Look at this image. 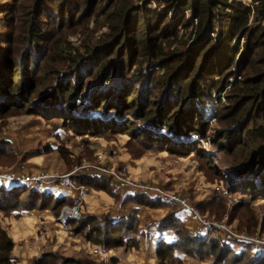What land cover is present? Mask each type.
<instances>
[{
	"label": "trees",
	"instance_id": "trees-1",
	"mask_svg": "<svg viewBox=\"0 0 264 264\" xmlns=\"http://www.w3.org/2000/svg\"><path fill=\"white\" fill-rule=\"evenodd\" d=\"M91 21L94 30H106L74 48L65 32L88 29ZM180 31L196 35L189 49L180 45L185 38ZM233 64L243 76L227 96L211 143L233 157L226 168L232 180L227 192H237L240 202L243 196L264 200V0H0V119L24 111L48 122L59 120L56 129L76 135L126 133L145 150L186 156L197 151L194 134L206 137L202 105L212 88L229 82ZM43 67L45 76H54L39 88ZM3 146L8 145L0 142V154ZM70 179L88 190L113 188L103 173L82 170ZM28 188L1 185L0 209L51 208L57 219L62 206L76 202L37 189L28 194ZM133 196L135 203L152 207L164 201ZM166 202L174 207L160 226L173 229L177 238L159 241L158 264H182L183 256L210 259L211 264H256L264 258L249 255L244 260L227 245L218 246L209 231H187L175 216L176 202ZM78 223L71 227L73 233L102 249L136 246L128 244L138 229L136 210L115 218L82 213ZM12 248L0 225V264H16ZM30 264L104 262L82 252L47 249Z\"/></svg>",
	"mask_w": 264,
	"mask_h": 264
},
{
	"label": "rangeland",
	"instance_id": "rangeland-1",
	"mask_svg": "<svg viewBox=\"0 0 264 264\" xmlns=\"http://www.w3.org/2000/svg\"><path fill=\"white\" fill-rule=\"evenodd\" d=\"M245 2L247 3L248 1ZM151 6H155L154 2L151 3ZM186 13L188 15V12ZM254 22L255 21H253V23ZM105 30L106 27L94 30V23L91 21L89 23L88 29H78L73 33L66 31L65 34L69 33L67 35L68 40L74 48H77L82 45L87 36L90 37L93 34L95 37H98ZM179 35L186 38L189 35V32H186L184 35H182V32L180 31ZM195 37V34H190L189 38H187V42L184 38L181 40L182 44L180 45L183 46L186 43L185 48L189 49ZM237 60L238 55L235 58V61ZM232 68V72L234 73V64ZM44 69L45 67L42 68L39 74V88H41L45 83L51 81V77L54 76V74L51 73V76H45L47 73L44 71ZM159 73L161 72L159 71ZM239 75L240 78H237L236 82L232 85H227V83L224 82L221 84L219 89H216L215 87L211 89L209 95L210 97H207L208 103L205 106L209 105L212 101L215 103L216 119L203 120L201 117V119L208 125L206 137L203 139L198 136L197 138L193 137L194 140H197V151L192 152L190 155L180 156L175 153H169V151H159L156 149L145 150L136 140L130 139L126 133L107 134L104 136L76 135L72 130L67 128L56 129L53 124L59 123V120H52V122H48L39 114H27L24 111H20L15 113H7L3 119H0V142H6L8 145L3 146V153L0 154V171H14L18 174L36 173L26 172L25 169L24 171L22 168L18 167L23 166L21 164H23L29 158L38 156L39 154H45V169H40L37 172L43 171L55 176H60L72 171L73 172L71 175H73V173H76L77 171L81 172L84 170L87 173L95 172L100 174L101 171L98 169V167L104 165L108 167L111 166L113 163L111 157L117 155L121 151H126L132 159L143 156L150 159L152 162H159L162 164L158 169V171H160L159 173L155 169H148L150 172L159 175V180L157 181L158 183L155 184L152 180L148 181L147 183L158 185L163 189H177V191L175 190L177 193H180L178 192L181 191L180 189L185 190L189 194H185L184 196H189L188 199L190 204L195 207V203H207V201L209 202V200H211L213 202L212 205L202 209L198 208L196 210H198V212L202 214L206 220L216 223L221 222L224 215L227 214L228 217L224 221V224L234 233V235L217 230L215 225H211L207 229H202V233L209 231V238H211L212 235L217 237L216 242L218 246L223 244L227 245V247H229L232 252L243 254L244 260L248 259L250 257L249 255H264V200L260 198L251 199L249 196H243V200L240 202L239 200L241 196L232 190H230V192L226 191V193L223 194L220 193L222 194L220 198H217L214 194L211 195L210 198L201 197V199H198L195 195L197 191L200 193L202 192V187L209 186L215 182H221L223 187L226 188L229 181L231 180V176L226 172V168L227 165L231 164L233 157L228 155L225 150H219L211 142L214 134L217 132V129L221 127V124L218 122V116L222 113L223 107H225V105L228 103L227 96L236 91L238 87H234L237 86L236 84L241 80V76H243L242 73ZM215 79H217V77H215ZM202 106H204V104ZM38 147H41L42 149H38ZM104 151L107 154L99 159L97 157L98 154ZM165 155L168 157V163H162L160 160L163 159L158 158ZM13 158L15 159L14 161ZM66 158L69 160V162L66 161ZM182 159L186 161L187 164L182 162ZM115 160L116 159H114V161ZM115 166H126L129 173L130 167L126 164L115 163ZM177 168H180L181 171H177ZM187 178L190 179L189 183ZM194 183L196 185L198 184L197 189L196 187H193L195 185ZM9 186L12 185H6V187ZM41 187L42 186H29L26 193L29 194L34 189L41 191L42 188H44ZM107 187L109 188L107 191L110 193L113 189H117V187ZM89 189L90 190L88 192L92 190L97 191V189H94L91 186ZM119 190L121 192L130 193L127 190ZM42 192L47 191L43 190ZM132 194L137 195L138 193L133 192ZM228 195L231 197L230 207L228 206ZM164 201L162 205L169 206L170 209H173V203H164ZM49 213L51 214V218L56 219L51 208L49 209ZM82 213L86 214L84 211ZM103 214L95 215L101 216ZM78 224V221H70L65 225L58 224V231L59 233H65L64 230H66V232L68 231L67 233H73L71 227ZM85 231L86 230H84L82 234ZM59 235L60 234H58V236ZM58 236L56 241L58 243H65V241H58ZM135 242L136 240L134 238L133 241H130L128 244L132 245ZM68 248L72 247L69 246ZM112 250H114V248H112ZM77 251L82 252L85 256L100 261L97 257L89 255L88 250L83 247ZM72 253L73 249L65 250V254L70 255ZM175 253L180 255L179 251H175ZM263 260L264 258L260 259V261H258L256 264H262Z\"/></svg>",
	"mask_w": 264,
	"mask_h": 264
},
{
	"label": "crops",
	"instance_id": "crops-1",
	"mask_svg": "<svg viewBox=\"0 0 264 264\" xmlns=\"http://www.w3.org/2000/svg\"><path fill=\"white\" fill-rule=\"evenodd\" d=\"M38 149L42 148L38 147ZM45 157V154H39L38 156L29 158L21 164L23 166L18 168L25 169L26 172H37L40 169H45ZM158 158L163 159L160 160L162 163H168L169 161L166 155ZM114 159L116 160L114 161ZM111 160L113 162L112 166H115V163H122L129 166V176L137 180L145 182L152 180L153 183H158L159 175L150 172L148 169H155L159 173L160 171L158 169L162 165L159 162H152L143 156L132 159L126 151H121L117 155L112 156ZM181 161L187 164L183 159ZM176 170L181 171L180 168ZM187 180L189 183L190 179L187 178ZM165 184L167 185L166 182ZM193 187L197 189L198 184H195ZM43 190L53 193L55 196H68L73 199L76 197L75 192L71 188L52 186L42 188L41 192ZM175 190L177 191V189H170V191ZM180 190L178 192L182 194L179 193V195L189 194L185 190ZM195 195L198 199L205 197L199 191ZM133 197L132 193L121 192L118 188H115L111 193L104 190H92L88 192V195L82 201V212L84 211L88 214L108 213L111 217L115 218L124 213L136 210L138 229L130 234L133 236V239L135 238L136 246L127 248L124 245L116 247L114 250L112 248L107 250L103 249L106 252L105 264H158L156 249L159 241L163 240L171 243L177 238L173 229L162 228L160 226L162 218L170 211L169 206L159 205L152 207L147 204H137L132 200ZM175 216L187 231L196 234L202 233L203 230L196 229L197 224L194 214L188 209H181L177 202ZM0 225L6 230L13 242L12 255L17 259L16 264H30L36 256L46 249L55 251L73 249V251H77L83 247L88 250V247L93 244L84 240L80 235L70 232L67 233L68 231L66 232V230H64L65 233H59L57 219L51 218L49 209L46 208L28 210L14 208L10 212H4L0 209ZM58 234L60 235L58 236ZM57 236L58 241H65V243H58L56 241ZM69 246L72 248H68ZM179 256H182V254L180 253ZM210 261V259L199 260L189 256L182 257V264H211Z\"/></svg>",
	"mask_w": 264,
	"mask_h": 264
},
{
	"label": "built area",
	"instance_id": "built-area-1",
	"mask_svg": "<svg viewBox=\"0 0 264 264\" xmlns=\"http://www.w3.org/2000/svg\"><path fill=\"white\" fill-rule=\"evenodd\" d=\"M237 66V65H235ZM234 75L229 78V82L227 85H232L236 82L237 78H240L239 73L234 69ZM231 79V80H230ZM233 79V80H232ZM216 105L212 101L209 105H204V113L203 120H211L216 119L215 115ZM197 138V135L193 136ZM107 153L104 151L98 154V158L101 159L102 156ZM76 169V168H75ZM74 169V170H75ZM101 173L105 174L109 178V183L113 187H117L121 190H127L130 193H142V194H154L156 196L161 197L167 201H175L180 206L181 209L190 210L196 219L197 230L207 229L211 225H215L216 229L219 231L226 232L228 234L234 235V233L224 224V221L227 219V214L224 215L221 222L216 223L209 220H206L205 217L196 210L188 197L184 195H179L176 191H170L168 189H163L158 185H153L151 183L139 181L131 176H129L127 167L122 166H101L98 167ZM73 172V171H72ZM72 172L65 173L60 176H55L43 171H39L31 174H18L14 171H0V184L2 185H27V186H42V187H63V188H71L72 191L75 192L76 202L74 204L64 205L62 206L60 213L57 217V222L59 225H65L70 221H78L81 217V204L83 199L88 195V188L85 185H75L70 177ZM203 195L206 198H210L211 195L216 193H226L227 188H224L221 182H215L210 184L209 186H205L201 188ZM228 206L230 207L231 197L228 195ZM89 255L97 257L99 260H102L105 264L106 252L96 244H91L88 247Z\"/></svg>",
	"mask_w": 264,
	"mask_h": 264
},
{
	"label": "bare ground",
	"instance_id": "bare-ground-1",
	"mask_svg": "<svg viewBox=\"0 0 264 264\" xmlns=\"http://www.w3.org/2000/svg\"><path fill=\"white\" fill-rule=\"evenodd\" d=\"M139 181H141V180H139ZM144 182V181H143Z\"/></svg>",
	"mask_w": 264,
	"mask_h": 264
},
{
	"label": "water",
	"instance_id": "water-1",
	"mask_svg": "<svg viewBox=\"0 0 264 264\" xmlns=\"http://www.w3.org/2000/svg\"><path fill=\"white\" fill-rule=\"evenodd\" d=\"M67 223H68V221H67Z\"/></svg>",
	"mask_w": 264,
	"mask_h": 264
}]
</instances>
